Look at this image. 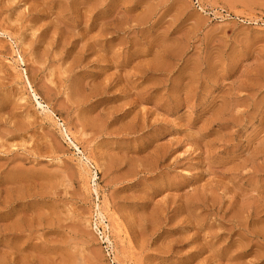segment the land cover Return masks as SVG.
I'll return each mask as SVG.
<instances>
[{
  "label": "rangeland",
  "instance_id": "obj_1",
  "mask_svg": "<svg viewBox=\"0 0 264 264\" xmlns=\"http://www.w3.org/2000/svg\"><path fill=\"white\" fill-rule=\"evenodd\" d=\"M207 1L0 0V264H264V0Z\"/></svg>",
  "mask_w": 264,
  "mask_h": 264
},
{
  "label": "bare ground",
  "instance_id": "obj_2",
  "mask_svg": "<svg viewBox=\"0 0 264 264\" xmlns=\"http://www.w3.org/2000/svg\"><path fill=\"white\" fill-rule=\"evenodd\" d=\"M7 142V141H6ZM4 150H6V149H4ZM19 163H21L20 161H18ZM9 163V162H8ZM17 165V164H16ZM16 167V166H15ZM18 168V167H17ZM16 169V168H15ZM50 173V172H49ZM8 178V182H10V183H12V182H17V183H22L26 178H27V175L26 174H24L23 173V171H22V173L19 171V170H15V171H12L11 173H10V175L7 177ZM53 178V177H52ZM65 178V177H64ZM56 180H57V178H56ZM53 181H54V179H53ZM38 183V182H37ZM10 185V184H9ZM15 185V184H14ZM38 185H39V183H38ZM5 186V185H4ZM42 186V185H41ZM17 228H18V232H19V235H20V237L22 236V233H23V223H24V218H22V217H19L17 220ZM15 231V230H14ZM14 245H16V244H14ZM22 253H24V252H22Z\"/></svg>",
  "mask_w": 264,
  "mask_h": 264
},
{
  "label": "crops",
  "instance_id": "obj_3",
  "mask_svg": "<svg viewBox=\"0 0 264 264\" xmlns=\"http://www.w3.org/2000/svg\"><path fill=\"white\" fill-rule=\"evenodd\" d=\"M222 1H224V0H209L210 3H214V4H216V5H220V4H222ZM227 1H228V5H232L231 0H227ZM241 1L243 2V1H247V0H241ZM206 2H208V1L206 0ZM242 2H241V4L239 3L240 6L246 4V3H242ZM234 6H235V4H234ZM229 7H230V6H229ZM226 9H227V8H226ZM236 10H241V11H242L243 9L240 8V7H236Z\"/></svg>",
  "mask_w": 264,
  "mask_h": 264
}]
</instances>
